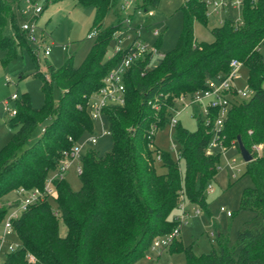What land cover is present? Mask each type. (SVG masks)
<instances>
[{"label":"trees","instance_id":"1","mask_svg":"<svg viewBox=\"0 0 264 264\" xmlns=\"http://www.w3.org/2000/svg\"><path fill=\"white\" fill-rule=\"evenodd\" d=\"M73 1L93 9L90 31L95 29L97 35L77 67L72 66V57L65 58L59 69L44 60V74L34 75L41 79V107L31 106L26 93L13 101L15 114L9 116L8 123L15 131L0 148V198L19 187L41 190L62 154L68 153L83 133L92 131L86 110L89 96L124 53L104 59L108 43L120 30L118 11L124 0ZM158 2L133 0V11H148ZM110 11L116 20L103 27ZM179 11L182 26L174 50L162 55L155 67H149L150 56L133 63L123 78V104L101 110L111 139L110 150L99 154L86 149L80 154L77 190H72L63 177L53 180L54 210L49 198L44 197L12 220L19 247L8 251L0 264H134L155 237L177 225L170 213L180 200L209 216L206 191L216 174L220 152L207 150L211 131L202 122L198 108L191 107L196 123L193 131L183 128L178 119L171 129V139L177 144L176 159L157 149L153 138L178 108L176 98L202 89L208 78L224 77L231 60L246 68V84L252 92L246 101L231 103L217 135L223 151L237 147L239 137L251 156L244 162V173L252 184L242 189L238 209L254 212L255 227L239 230L233 245H228L222 232L214 230L215 248L208 253L195 255L190 247L181 250L185 264H264V153L257 154L252 148L264 143V61L259 53L264 39V0H241L240 22L224 19L211 30L208 44L196 43L192 34L194 21L206 23L203 1H184ZM5 18L14 29L11 36L2 35ZM159 44L158 37L153 45L156 50ZM22 48L33 59L9 5L0 0V51L10 59ZM52 83L60 89L55 105L50 96ZM47 118L36 139L21 149L33 128ZM157 163L163 172L157 171ZM8 208L0 205V223ZM58 219L65 226L62 236ZM174 242L168 245L169 250L177 245ZM27 253L33 255L34 262L26 260Z\"/></svg>","mask_w":264,"mask_h":264},{"label":"rangeland","instance_id":"2","mask_svg":"<svg viewBox=\"0 0 264 264\" xmlns=\"http://www.w3.org/2000/svg\"><path fill=\"white\" fill-rule=\"evenodd\" d=\"M9 5L13 22L20 31L22 25L33 24L36 29L37 41L43 42L50 47L49 55L45 58L39 57L36 61L30 56L24 48L17 49L15 57L6 59L4 52L0 51V148L9 140L15 127L8 123L10 118L8 112L3 109L2 102L7 100L12 94L18 98L26 93L31 106L39 108L43 104V94L40 90L41 79L34 77L35 73L44 74V60L48 61L54 68L59 69L65 58L72 57V66L77 67L81 64L86 53L93 45L92 40H87L86 35L91 29L93 20V9L90 7H80L73 0H64L62 2L52 3L49 0H4ZM187 0H159L156 8H149L148 12L152 18H145L138 11H133L132 3H128V13L131 17V28L122 36L119 46L124 49L135 39L143 41L148 46H153L156 39L160 38L158 46V55L155 54L149 63V67H155L161 62V56L174 50L182 26V14L179 11L182 3ZM233 1V0H230ZM29 2V3H28ZM133 2V0H131ZM35 5L42 9V12L34 17L31 7ZM117 10V7L116 9ZM120 20L124 14L120 11ZM118 15V14H117ZM224 19L233 21L240 20V11L238 8L232 10L208 9L206 23L199 21L192 23L193 39L196 43H211V30L220 26ZM116 18L110 11L102 22L103 27H107L115 22ZM139 25L142 28L136 29ZM156 29L159 32L157 37H152L151 30ZM14 29L11 28L10 21L5 18V24L2 29L3 36H11ZM115 43L110 40L106 49L104 59L111 56ZM259 53L264 61V39L259 45ZM247 71L244 66H240L236 78L232 85L243 92L238 96L239 100L246 101L251 94V89L246 84ZM46 80L45 77H43ZM60 95V89L54 83L50 86V96L52 104H56ZM9 108L14 107V102L8 101ZM49 118L37 124L27 141L21 149L29 146L39 135V132ZM180 125L188 131L195 129V118L192 115V109L186 108L178 115ZM102 129L107 130L106 120L103 116L99 119H92V131L83 133L77 140L81 145L82 152L86 149H92L102 154L111 148V139L108 133L101 134ZM90 136L95 137V142L90 143ZM153 145L160 151H164L174 157V149L177 150V144L171 139L169 127L156 130L153 138ZM174 147V148H173ZM210 151L220 152L217 171L214 178L210 181L206 191V202L209 210V216L192 203L183 200V205L188 216L178 226V236L175 238L176 246L171 250L168 247L164 250L148 249L142 260L136 264H185L184 253L181 247H190L193 254L199 255L208 253L215 248L214 230L222 232L228 245H233L236 240V233L244 228L253 229L255 227V214L248 209H238V202L241 191L244 187L251 186L250 177L244 173V161L235 146H229L224 151L221 147H212ZM264 153V143L258 148V154ZM79 165V159L69 160L68 166L64 172L63 178L72 190L80 187L76 167ZM158 172L164 169L157 163ZM52 175V171L48 172ZM18 201L14 191H10L0 198V205L8 206L11 209ZM49 206L55 209V202L52 197L48 199ZM220 207L232 212V216H226ZM198 209L199 213L194 214ZM181 210L174 208L171 218L179 217ZM58 232L62 236L65 233V226L62 220H57ZM1 232V223H0ZM214 233V232H213ZM12 242H16L14 236L9 237ZM174 242V243H175ZM10 242H0V262L3 260Z\"/></svg>","mask_w":264,"mask_h":264},{"label":"built area","instance_id":"3","mask_svg":"<svg viewBox=\"0 0 264 264\" xmlns=\"http://www.w3.org/2000/svg\"><path fill=\"white\" fill-rule=\"evenodd\" d=\"M131 0H124L123 3L119 6L120 12L124 14V17L120 20V30L113 34L112 40L115 43L113 48V52L111 56L121 53L124 51L123 55H121L120 59L114 65V67L104 76L101 80V85L98 87L91 95L89 96L86 110L91 119H99L102 116V108L107 105H121L124 101V85L123 78L127 71V69L136 61L143 60L146 56H150L152 58L155 54L158 55V52L154 46H148L143 43V41L139 40V38L133 39L129 45L122 49L119 44L122 36L127 31L133 30L131 28V17L133 16L128 13V3ZM203 5L206 9L205 16L207 15L208 9L214 11L215 9H236L238 8L240 11L241 8V0H202ZM253 1V0H252ZM29 3V2H28ZM31 11L34 17L38 16L42 9L32 5ZM138 11V15H143L146 18H151L152 14L148 11ZM237 22H240L237 21ZM142 28L139 25L136 29ZM20 31L23 34V37L28 44L31 55L36 61H39V57L43 58L49 55L50 47L43 44V42L37 41L36 39V29L33 24H25L22 25ZM152 37H157L159 32L156 29L151 30ZM97 35V31L92 29L86 35L87 40H93ZM110 56V57H111ZM241 64L236 60H231L229 62V71L224 77L216 76L214 78H208L204 82V87L198 91H195L191 95H179L177 100L178 108L174 111L172 116L169 119L167 126L169 127V132H171L172 127L176 123L178 119V115L186 108H191L192 106H196L201 115V120L205 125L210 127L211 138L207 146V150L209 152L212 147H220V141L218 140L217 132L220 129L228 111V108L231 106V103L238 99L239 95H242L243 92L241 90L236 89L232 83L236 78V73ZM17 98L16 94H12L7 98V100L2 102L3 109L8 112L10 116L15 114V108H9L8 101H14ZM154 128L149 131L148 139L152 135ZM108 133V130L102 129L101 134ZM68 140H71L68 137ZM90 143L95 142V137L90 136ZM259 145V144H258ZM255 145L252 148L258 154L259 146ZM174 148V147H173ZM82 153V147L77 143V141L73 142L70 151L64 152L62 154V159L58 162L54 171H52V175H48L45 178L43 187L41 190L33 188V189H24L19 187L14 190L16 196L18 197V201L14 204L11 209H8L2 222H1V232H0V242H10L7 246V251H13L14 249L19 247L18 241L15 243L10 240V236H14V232L12 229V220L18 217V215L30 204L34 203L37 200H41L44 197L50 198L54 196V187L53 180L61 179L64 175V172L68 166L69 160L78 158ZM174 158H177V151L174 149ZM158 159V156H157ZM80 166L76 167V173H80ZM181 210V215L179 217L173 218L177 221V225L167 234L163 236L155 237L149 249L151 250H163L168 247L173 239L178 236V226L179 224L185 220L188 214L185 211L183 201L180 200L178 206ZM220 210L225 213L226 216H231V212L225 210L220 207ZM199 210L196 209L194 214H198ZM25 258L28 262H34L35 258L33 255L27 253Z\"/></svg>","mask_w":264,"mask_h":264},{"label":"water","instance_id":"4","mask_svg":"<svg viewBox=\"0 0 264 264\" xmlns=\"http://www.w3.org/2000/svg\"><path fill=\"white\" fill-rule=\"evenodd\" d=\"M236 143H237V149H238L243 161L244 162L250 161L251 160V156H250L249 152L241 144V142L239 140V137L236 138Z\"/></svg>","mask_w":264,"mask_h":264},{"label":"crops","instance_id":"5","mask_svg":"<svg viewBox=\"0 0 264 264\" xmlns=\"http://www.w3.org/2000/svg\"><path fill=\"white\" fill-rule=\"evenodd\" d=\"M62 2V1H61ZM153 16V15H152ZM146 18V17H145ZM152 18V17H151ZM148 19V18H147ZM262 145V143H260L258 146L260 147ZM166 249V248H165ZM165 249H163V250H161V251H164ZM142 260V258L141 259H139L138 261H136L134 264H136V263H138L139 261H141Z\"/></svg>","mask_w":264,"mask_h":264}]
</instances>
